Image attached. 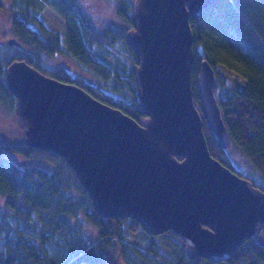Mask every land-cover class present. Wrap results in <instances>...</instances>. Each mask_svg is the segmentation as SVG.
Listing matches in <instances>:
<instances>
[{"label": "water", "instance_id": "1", "mask_svg": "<svg viewBox=\"0 0 264 264\" xmlns=\"http://www.w3.org/2000/svg\"><path fill=\"white\" fill-rule=\"evenodd\" d=\"M218 0H135L133 49L139 122L81 86L26 60L6 67L15 113L31 147L63 157L96 212L130 217L150 234L173 230L190 257L229 259L264 228V191L214 157L205 123L223 148L232 146L215 94L214 66L203 59L193 95V33ZM8 44L24 45L14 36Z\"/></svg>", "mask_w": 264, "mask_h": 264}, {"label": "trees", "instance_id": "2", "mask_svg": "<svg viewBox=\"0 0 264 264\" xmlns=\"http://www.w3.org/2000/svg\"><path fill=\"white\" fill-rule=\"evenodd\" d=\"M116 16L102 29L94 26L82 0H24L12 6V36L24 47L6 44L0 48V104L15 113L16 97L6 81V67L16 59L26 60L40 71L74 83L99 100L121 109L142 122L146 114L139 105L133 65L137 57L125 40L133 27L135 0H116ZM49 6L67 20L64 40L40 17ZM193 33V95L200 99L197 76L203 59L214 66L217 87L226 79L217 64L241 73L246 85L217 96L224 123L233 144L252 166L249 174L232 163L229 148L214 139L204 119V132L211 154L240 176L264 191V44L252 26L264 29V0H218L200 17H190ZM123 42L129 52L122 66L100 60L91 45L112 48ZM65 54L76 58L105 83L95 84L74 76L66 67L49 69L46 58ZM119 56V55H118ZM112 80V84H107ZM21 136L0 140V231L6 234L0 264H106L113 254L121 264H264V243L248 239L229 259L212 262L190 257L184 241L173 231L150 234L130 217H106L93 208L89 194L66 160L51 151L26 144ZM45 159L53 168L39 160ZM26 161L30 162L27 164ZM23 222L15 226L9 219ZM264 230V228H263ZM142 236L144 242L136 237Z\"/></svg>", "mask_w": 264, "mask_h": 264}, {"label": "rangeland", "instance_id": "3", "mask_svg": "<svg viewBox=\"0 0 264 264\" xmlns=\"http://www.w3.org/2000/svg\"><path fill=\"white\" fill-rule=\"evenodd\" d=\"M84 9L87 14L91 17L94 26L98 29H102L105 24L111 22L116 16L117 1L116 0H82ZM25 5L24 0H0V48L1 51L7 44V39L12 37V20L14 12L10 10V7L17 6L23 7ZM40 17L45 22L47 27L52 30L58 31L62 35V42L65 44L64 35L67 20L60 16L53 8L46 6L41 10ZM253 28L255 36L264 44V29L262 32L259 28ZM96 56L112 66H122L124 61L127 60L129 52L123 42H119L112 48L101 47L98 44L91 45ZM119 55V56H118ZM124 60V61H123ZM66 67L74 76H81L87 80H91L95 84L105 83L103 80L98 79L91 71L82 65L76 58L67 56L65 54H57L53 57L46 58V67L49 69ZM217 69L223 74L226 79V85L223 87H217L215 94L216 96L230 94L235 87H242L246 85V78L236 70L228 68L226 65L217 64ZM49 71L46 70V74ZM112 84V80H108L107 84ZM21 136V127L17 121L16 113H13L5 106L0 104V140L8 141L16 137ZM230 156L232 158V163L239 170L246 174H249L252 170V166L245 155L240 151L239 148L232 146L229 149ZM47 168H53L45 159L39 160ZM27 164L30 162L26 161ZM0 203L3 209H5V200L0 195ZM10 221L15 226H23V222L14 217H9ZM14 233L6 234L4 231H0V255L5 252V240L7 236H13ZM131 236L136 237L141 242H144L142 236H136L131 234ZM260 242L264 243V230L256 237ZM106 264H121L116 261L113 254L108 255Z\"/></svg>", "mask_w": 264, "mask_h": 264}]
</instances>
